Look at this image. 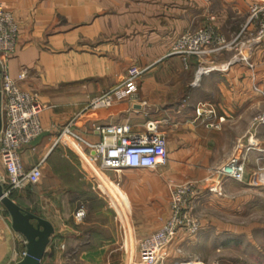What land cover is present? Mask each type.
<instances>
[{"label":"crops","instance_id":"1","mask_svg":"<svg viewBox=\"0 0 264 264\" xmlns=\"http://www.w3.org/2000/svg\"><path fill=\"white\" fill-rule=\"evenodd\" d=\"M262 1L0 0L19 29L8 74L22 90L36 93L44 108L42 134L20 152L27 170L44 161L42 178L36 186L10 196L54 228L40 264H136L138 241L170 215L169 184H192L198 190L195 214L201 231L219 223L218 211L239 209L250 201L252 191L264 188V171L254 176L256 159H262L264 167V126L255 130L259 151L249 155L246 184L210 175L229 159L254 118L264 112V43L253 52V68L238 66L233 77L213 72L202 76L199 84L195 79L200 66L224 64L231 53L190 58L186 64L170 54L180 36L209 25L231 40L245 24L250 6ZM132 65L146 69L137 100L88 112L72 123L71 130L95 144L101 141L97 126L127 125L133 132H143L147 122H159L169 162L156 171H102L83 144L69 137L59 143L57 139L93 98L122 81ZM23 72L26 78L20 80ZM1 87L0 68V91ZM4 102L0 93L2 127ZM5 182L0 162L4 190ZM107 183L121 192H116L119 204L114 205L124 220L111 214L102 200L108 201ZM18 198L31 199V206H23ZM92 199L99 206L104 203L96 212L98 222L104 223H93L97 226L93 231ZM81 205L86 218L78 224L74 213ZM119 205L130 212L127 217ZM0 231V264L19 263L27 242L14 231L1 203ZM194 238L179 245L189 246Z\"/></svg>","mask_w":264,"mask_h":264},{"label":"built area","instance_id":"2","mask_svg":"<svg viewBox=\"0 0 264 264\" xmlns=\"http://www.w3.org/2000/svg\"><path fill=\"white\" fill-rule=\"evenodd\" d=\"M18 35L19 29L13 13L0 6V68L2 76L0 93L5 98L3 104L4 122L0 133V162L6 171V189L4 191L9 197L14 192H21L28 187L36 186L42 178L44 164V161H40L27 170L21 160L22 148L33 144L42 134L40 115L44 108L36 93L22 90L8 74V62L16 51ZM263 43L264 1L253 3L250 6L245 24L231 40H226L213 26L209 25L180 36L172 46L170 54L181 57L186 64L190 58L205 60L207 57L223 52L231 53L230 60L224 64L200 66L195 79V83L199 84L202 76L213 72H221L233 77L234 68L238 66L253 68V52L257 46ZM145 72L146 69L137 65L130 66L122 81L109 91L93 98L82 112L75 116L72 122L63 129L57 143L65 137L80 142L89 152L91 159L98 163L99 170L102 171L115 173L125 170L156 171L166 166L169 162L167 138L160 131L159 122H147L143 132H133L127 125L97 126L96 131L101 135V141L95 144L83 140L71 130L72 123L88 112L107 110L120 102L136 101L138 83ZM25 78L26 72L19 75L20 80ZM255 90L260 92L258 88ZM203 107L197 110L199 116L204 113ZM213 113V110L209 111V114ZM259 126H264V113L254 118L246 136L239 140L229 159L214 167L210 172L211 176H219L223 180H233L242 184L247 183L246 172L249 155L251 152L259 151L255 134V130ZM261 160L260 158L255 160V172L264 171ZM258 174L255 173L254 176ZM107 186L109 190L113 191L115 201H117L116 192L119 189L112 183H107ZM168 186L170 189V215L161 221L157 230L138 241L136 264H202L199 261L183 260L182 247L179 245L189 238L196 237L201 231V220L195 214V201L200 193L192 184L180 186L169 184ZM119 206L121 209H125L121 205ZM123 214L125 215V211ZM118 215L120 216L119 212ZM85 218L86 209L81 205L76 209L74 219L76 223L81 224ZM25 254L26 252L23 253V258Z\"/></svg>","mask_w":264,"mask_h":264},{"label":"rangeland","instance_id":"3","mask_svg":"<svg viewBox=\"0 0 264 264\" xmlns=\"http://www.w3.org/2000/svg\"><path fill=\"white\" fill-rule=\"evenodd\" d=\"M255 173L260 172L254 171V175ZM107 191V203L105 199L102 200L110 207L108 210L111 214H115L119 220H124L123 216L118 215L113 204V191ZM250 194V201L239 209L218 211L215 218L219 223L209 224L207 230L200 231L190 240L189 246L182 248V259L199 261L202 264H264V188L257 187ZM94 200L92 199V231L97 227L93 226V223L97 224L101 220L96 212L104 205L100 203L99 206ZM17 201L27 207L31 206L29 202H32L28 198H18ZM124 211L127 217L130 212L126 209ZM101 222L104 223V219ZM101 222L98 223L102 224Z\"/></svg>","mask_w":264,"mask_h":264},{"label":"water","instance_id":"4","mask_svg":"<svg viewBox=\"0 0 264 264\" xmlns=\"http://www.w3.org/2000/svg\"><path fill=\"white\" fill-rule=\"evenodd\" d=\"M1 129L2 113L0 105V132ZM0 203L10 215L14 231L24 236L27 242L25 257L17 264H40L54 234L52 224L22 209L6 195L1 183Z\"/></svg>","mask_w":264,"mask_h":264}]
</instances>
